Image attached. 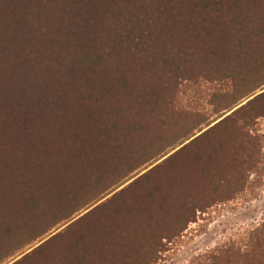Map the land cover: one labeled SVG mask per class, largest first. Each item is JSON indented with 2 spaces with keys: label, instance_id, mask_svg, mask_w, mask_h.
I'll list each match as a JSON object with an SVG mask.
<instances>
[{
  "label": "trees",
  "instance_id": "trees-1",
  "mask_svg": "<svg viewBox=\"0 0 264 264\" xmlns=\"http://www.w3.org/2000/svg\"><path fill=\"white\" fill-rule=\"evenodd\" d=\"M263 90L264 0H0V264H156L261 172ZM191 264H264V221Z\"/></svg>",
  "mask_w": 264,
  "mask_h": 264
},
{
  "label": "rangeland",
  "instance_id": "rangeland-1",
  "mask_svg": "<svg viewBox=\"0 0 264 264\" xmlns=\"http://www.w3.org/2000/svg\"><path fill=\"white\" fill-rule=\"evenodd\" d=\"M192 95L193 90L191 89L185 95V97H190L191 101H185L184 104L179 103L175 97L174 99H170L172 100V103L174 102V106H177L178 109L185 107L191 112L190 115L195 118L197 113L193 106L195 103L192 101ZM252 98L253 97L248 98L234 109L226 111L220 117L214 114L215 108L212 105H204V112H211L209 120L210 124L204 126L201 130H196L194 132L195 134L188 138L183 145L188 144L196 137L200 136L206 130L217 124L223 118L229 116L232 112L246 104ZM179 124L182 123L179 122ZM256 127V131H258L263 137L262 141L264 147V118L259 119ZM183 145L178 146L159 159L152 160L142 168L136 170L118 190L112 192L110 195L89 207L81 209L80 212L75 214L67 224L55 229L50 235L56 234L87 212L93 210L96 206L110 199L116 192L123 189L138 177L149 172L165 159L169 158ZM258 169L261 171L258 174L256 172H251L245 175L247 182H243L244 188L242 187V189L244 191L241 194L228 201L217 203L202 213L200 212L197 220L191 222L179 238L168 244L165 252L162 253L156 264H191L197 259L203 257L206 253L216 250L227 242L242 239L249 230L262 223L264 221V160L263 164L259 166ZM42 242L43 241L37 242L35 245L26 249V251L20 253L15 258H12L6 264H12L17 260L22 259Z\"/></svg>",
  "mask_w": 264,
  "mask_h": 264
}]
</instances>
